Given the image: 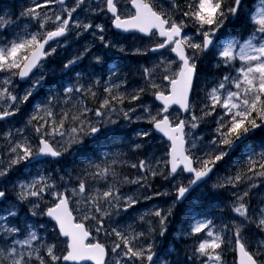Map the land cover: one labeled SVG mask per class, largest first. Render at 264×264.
<instances>
[{
	"label": "snow or ice",
	"instance_id": "6c2138e0",
	"mask_svg": "<svg viewBox=\"0 0 264 264\" xmlns=\"http://www.w3.org/2000/svg\"><path fill=\"white\" fill-rule=\"evenodd\" d=\"M253 4L0 0V264H264V0ZM241 20L247 34L224 35ZM129 56L146 62L126 69ZM161 196L167 207L136 211ZM209 196L219 203L199 207ZM189 197L183 253L161 251Z\"/></svg>",
	"mask_w": 264,
	"mask_h": 264
},
{
	"label": "rangeland",
	"instance_id": "374dc122",
	"mask_svg": "<svg viewBox=\"0 0 264 264\" xmlns=\"http://www.w3.org/2000/svg\"><path fill=\"white\" fill-rule=\"evenodd\" d=\"M25 2H28V0H25ZM8 3H13V2H8ZM246 3H247V5L249 7H254L253 0H246ZM259 3H260V0H255V4L256 5H258ZM16 6L17 7L19 6V2H16ZM50 11H55V7L51 8ZM2 14L3 13L0 12V15H2ZM224 35H226V34H224ZM89 39H91V38L89 36L85 35L82 39H80L79 41H76L73 44V47L69 48L67 51L60 50V52H61V57L60 58L70 55L75 48L80 47L81 45H83ZM123 42L126 44V46L130 47L134 41H133V38L127 37L126 39L123 40ZM130 57H133V59H131ZM60 58H57L55 60H50V64L54 65L57 70L61 67V64L59 62ZM117 58H119V57H117ZM144 62H146V58H144V57L129 56V57H127L126 59H124L122 61V64L126 66V69H135L136 67H138V65L140 63H144ZM84 63L86 65L88 63V61L85 60ZM129 81L131 83H133V84L139 83L138 77L133 75V74L129 75ZM42 95H43V90H41L38 93L37 100ZM145 99L147 100V99H150V98L145 97ZM26 111H27V109H26ZM13 123L18 125L20 123V117L18 116L16 118V120L13 121ZM7 127H8L7 123H5V122H1L0 123V131L4 130ZM136 127H140V126H138V125H129L128 126L129 139H132V137L134 136V133H131V129L132 128H136ZM159 149H160V144H159V141H157L153 145L152 150L153 151H157L159 155H162L163 152L161 150H159ZM137 156H138V154H133V158H136ZM73 160H74V157H66L65 160L62 162V164L64 166H66V167L73 166ZM55 167H60V165H56ZM125 171L129 175H134L135 174L134 170H132V169H125ZM132 188H135V186H127V187H125L124 191H129ZM167 188H168L167 182L163 181L160 178H157L156 181L153 184V191H161V192H163ZM195 195H196V193H193V196H195ZM171 200H172V197H163V196L154 198L153 200H150V201L141 200L140 204L137 205L136 211L137 212H142L145 209L151 208L153 206L167 207V205L171 202ZM196 203L201 208H204V207H209L210 208V207L214 206L215 204L219 203V200L214 198V197L209 196V197L205 198L204 200L197 201ZM190 206H195L193 204L192 197H189L183 204L177 206L175 215L179 214L178 215L179 223L176 224L175 222H171V220L169 219L170 223L168 225V228H170V231L168 233H166L165 237H162V238L161 237H159V238L157 237V241H158L159 248H160L161 251H165V250H172V251L179 250L181 252V254L183 253L184 246H185L186 242L175 240V234L177 232V228L180 226L181 220L183 219L185 210L187 208H189ZM198 218H202V217H198ZM165 240H166V242H165L166 245H164V247L162 249L161 246L163 245ZM229 255H228V264H231V258L229 257Z\"/></svg>",
	"mask_w": 264,
	"mask_h": 264
},
{
	"label": "trees",
	"instance_id": "16d2710c",
	"mask_svg": "<svg viewBox=\"0 0 264 264\" xmlns=\"http://www.w3.org/2000/svg\"><path fill=\"white\" fill-rule=\"evenodd\" d=\"M247 30H248V27L246 25V22L244 20H241V21H238L237 23H235L233 25H229V27L225 30V32H226V34L236 33V32H240L242 34H245L247 32ZM214 71L215 70H213V72ZM177 216L178 215H175L174 217H171L170 218L171 219V222L177 223L178 222ZM169 231H170V228H168V232ZM165 242H166V240L164 241L163 245L161 246L162 249H163L164 245H166ZM229 257L231 258V255H229Z\"/></svg>",
	"mask_w": 264,
	"mask_h": 264
}]
</instances>
